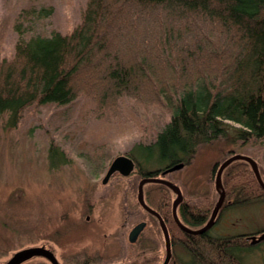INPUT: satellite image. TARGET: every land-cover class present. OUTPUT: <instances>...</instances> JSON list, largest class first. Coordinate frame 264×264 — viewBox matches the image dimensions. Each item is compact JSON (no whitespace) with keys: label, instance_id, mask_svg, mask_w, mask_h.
Segmentation results:
<instances>
[{"label":"trees","instance_id":"trees-1","mask_svg":"<svg viewBox=\"0 0 264 264\" xmlns=\"http://www.w3.org/2000/svg\"><path fill=\"white\" fill-rule=\"evenodd\" d=\"M55 13L52 0H6L0 113L9 114L11 127L34 106L83 100L84 120L136 125L140 140L128 155L141 176L165 177L167 168L189 164L200 144L220 137L262 141L264 148V0H86L78 21L65 29L53 24ZM10 27L13 50L2 54ZM78 143L89 150L86 160H107L105 143ZM48 154L53 167L68 161L54 141ZM222 182L227 195H239L237 205L264 196L246 160L231 162ZM144 198L171 231L180 230L171 188L147 182ZM212 206L183 200L178 211L196 226L199 219L189 211L203 209L207 218ZM254 247L202 244L201 253L191 247V255L207 264L216 256L245 264Z\"/></svg>","mask_w":264,"mask_h":264},{"label":"rangeland","instance_id":"rangeland-1","mask_svg":"<svg viewBox=\"0 0 264 264\" xmlns=\"http://www.w3.org/2000/svg\"><path fill=\"white\" fill-rule=\"evenodd\" d=\"M52 2L56 7L52 22L65 29L78 21L86 0ZM5 15L6 0H0V22ZM15 39L12 28H8L2 40V54L12 52ZM85 105L80 100L67 106H34L24 113L16 127L10 126L8 113H0V264L14 252L40 244L52 245L63 264L82 263L86 253L92 256L99 252L109 263L119 259L127 248L133 247L135 253L138 252L137 247L127 241L115 239L113 231L122 223H126L123 228L127 231L132 221L134 224L146 216L137 202L138 183L143 176L137 173L136 167L128 176L116 174L107 184L102 180L115 156L133 151L141 132L133 122L116 125V121L84 120L81 116ZM229 134H234L233 128L229 129ZM81 139L95 145L105 143L107 160L102 165L86 160L89 150L79 146ZM53 141L68 158L65 164L55 167L50 164L48 154ZM262 143H243L228 137L202 143L189 164L168 172L165 177L180 187L185 202L198 207L213 202L214 206L219 195L215 187L218 164L233 154L245 155L259 161L264 173ZM235 213L244 215L241 220L237 218L239 215L234 216L238 220L236 226L242 230L248 223L252 230L258 226L264 228V196L253 197L250 204ZM126 214L129 216L124 222ZM178 217L183 220L179 211ZM152 228L138 242L139 263L155 252V259L160 261L157 264L165 259L163 234L159 231L155 235L158 229ZM151 243L158 246L144 252L145 244ZM90 244H94L92 248ZM174 249V254L185 256L182 248ZM23 264L50 263L37 257ZM245 264H264V243L245 254Z\"/></svg>","mask_w":264,"mask_h":264},{"label":"flooded vegetation","instance_id":"flooded-vegetation-1","mask_svg":"<svg viewBox=\"0 0 264 264\" xmlns=\"http://www.w3.org/2000/svg\"><path fill=\"white\" fill-rule=\"evenodd\" d=\"M116 174H120V173L116 172L112 176H115ZM112 176L108 179V181L112 178ZM160 177H164V176L160 175ZM104 184H107V183L105 182ZM238 196H239L238 194H228V195H227V193L225 194V199H224V201H223V203H222V205L218 211V214L215 218L214 224L209 229H207L206 231H204L202 233L188 232V231L182 229L178 224L177 225H178L180 230L179 231L177 230V232L171 231L168 227L166 219L161 215L167 224V227H168V230L170 233V237H171L173 255H172L168 264H204V263L207 264V260H209V259H206V258L204 259L201 255L198 256V254H195L194 256L191 255V247L194 248L195 253H197V252L201 253L200 248H201L202 244H253L254 246H258V245L264 243V239L263 240H257L264 233V228H261V226L254 227L253 230L250 227H248L251 225L249 223H248V226H246V228L244 230H242L243 228H241L240 226H236V222H238V220H236L234 218V216L239 215L237 218H240V220H241L244 217V215L241 213L237 214V213H235V211L238 212V211H240V209H243L245 206H247L248 204L251 203V201H250L248 204H245V205H240V204L237 205L236 201L238 200L237 198H239ZM218 197H219V195H218ZM218 197L214 203V206L218 200ZM89 206H90L89 209L91 208V210H92V204H89ZM214 206H213V208H214ZM213 208H212V210H213ZM146 213L147 214H145L146 215L145 217L137 220L134 224H133L134 221H132V226H131V228H128L127 231H124L125 229L123 228L126 225V223L125 224L122 223V225L120 226V228L118 230L114 229V231H113V233L115 235L114 236L115 239H119V240L121 239L123 241H127L129 243V245H133V246L137 247V251H138L137 253H135V249L133 247H131V249L127 248V249L123 250L122 255L119 259H117L115 261H110L109 263H107V258L103 257L99 252H97L96 254H93L92 256H90L89 253H86L83 256L84 257L83 262L79 263V264H112V263H117V262L118 263H124V264H153L152 261H156V259H155L156 252L153 255L151 254L149 257H145L139 263V260H140L139 253L140 252H139L138 242H140L144 233H148L147 230L153 229L152 227H156L158 229V231H156L155 235H158L159 231H161L163 234V237H164V233H163V230H162V227L160 225V221H159L158 217L156 215L148 212V211H146ZM211 213L206 218L204 210H202V209L192 210V211L190 210L189 215L197 217L199 219L198 223H196L197 224L196 226L192 225V223L185 218H183V220H181V221L187 227H189L191 229H199V228L203 227L208 222V220L211 216ZM128 216H129V214H126V218L124 219V222H126ZM135 217L136 216L134 215L133 219H135ZM87 219H89V217H87ZM141 223H144L143 224L144 226L142 227V229L138 233L137 232L134 233L136 227L138 225H140ZM132 234H133V236H132ZM234 236H242L243 239L237 238L235 240ZM156 240H152V242H155ZM157 243L156 244L151 243L148 245L145 244V248L143 249V251L146 252L148 250H151V251L154 250L159 244V243L158 244ZM164 244H166L165 237H164ZM174 244H178V245L176 246ZM192 244H194V245H192ZM40 245H44L46 248L50 249L55 254V256L57 257L60 264H63L60 256L57 254L55 248L52 245H49V244H40ZM93 245L94 244H90V248H92ZM103 245H105V244H103ZM122 247L123 246L121 244L120 248H122ZM174 247H178L180 249L182 248L183 250H185V253H186L185 256L182 257L181 255H179L178 252L176 254H174V250H175ZM104 249H106V247ZM123 255H125V256L123 257ZM37 257L45 259L50 264H52L51 261L45 256H36V257H33L29 260H32V259L37 258ZM211 260L215 264H232V262H233V258L231 256H228V257L216 256V257H211ZM27 261H25V262H27ZM25 262H23V263H25ZM23 263H21V264H23ZM162 263H160V264H162Z\"/></svg>","mask_w":264,"mask_h":264},{"label":"water","instance_id":"water-1","mask_svg":"<svg viewBox=\"0 0 264 264\" xmlns=\"http://www.w3.org/2000/svg\"><path fill=\"white\" fill-rule=\"evenodd\" d=\"M238 159H243L246 160L252 167L256 178L260 184V186L263 188L264 190V180L262 178L260 169H259V165L258 162L249 156H245V155H239V154H233L231 156H229L228 158H226L225 160H223L222 162H220L218 164V169L216 171V178H215V187L217 189V191L219 192V197L218 200L212 210L211 216L208 220V222L201 228L199 229H191L189 227H187L178 217V206L180 205V203L183 201V193L182 190L180 189V187L168 180L165 177H160V176H143L138 183V193H137V201L139 202V204L142 206V208H144L146 211L156 215L160 221V225L162 227L163 233H164V237H165V248H166V255H165V259L163 261L162 264H168L173 252H172V244H171V237H170V233L167 227V224L164 220V218L161 216V214L154 208H152L151 206H149L147 204V202L145 201L144 198V185L147 182H158V183H163L166 184L169 188H171L175 193H176V197L173 201V205H172V213L173 216L175 218L176 223L184 230L191 232V233H202L204 231H206L207 229H209L215 221V218L218 214V211L225 199V188L222 182V173L224 171V169L234 160H238ZM185 164L183 162L176 164L172 167L167 168V172H171L174 170H178L180 168H182ZM137 165L135 160L129 156L128 154H119L117 156H115L112 161L110 162L107 171L103 177L102 182L105 183L108 181V179L116 172H119L121 175L123 176H128L130 175L132 172L135 171ZM144 223H141L140 225H138L134 231V233H138L142 227ZM133 233V234H134ZM132 234V236H133ZM264 239V233L260 236V238H258L257 240H263ZM36 256H45L47 257L52 264H60V262L58 261L57 257L55 256V254L48 248H46L44 245H37V246H29V247H25L22 248L16 252H14L10 258L5 261L2 264H21L33 257ZM112 264H124V263H112Z\"/></svg>","mask_w":264,"mask_h":264}]
</instances>
